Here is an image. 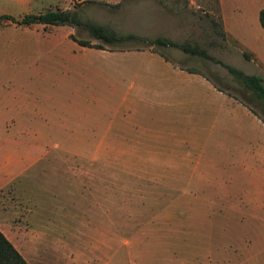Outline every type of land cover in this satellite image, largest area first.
Masks as SVG:
<instances>
[{"label": "rangeland", "instance_id": "1", "mask_svg": "<svg viewBox=\"0 0 264 264\" xmlns=\"http://www.w3.org/2000/svg\"><path fill=\"white\" fill-rule=\"evenodd\" d=\"M236 5L253 15L257 26H251L250 36L262 47L264 30L256 8H262L264 0H237ZM56 8L76 11L81 19L118 34L153 39L146 35L160 31L163 37L197 45L214 59L262 76L264 84V65L255 57L253 62L244 59L242 52L248 51L220 34L218 0H0V15L16 19ZM59 26L46 29L11 21L0 26V95H19L26 102L30 113L19 115V120H34L35 129L24 132L36 138L34 173L4 183L0 190V228L29 264H175L178 256L201 264L220 240L230 242L234 223H218V207L190 223V173H136L132 167L137 163L122 161L121 147H99L103 154L97 156L89 142L113 125V111L122 108L123 96L137 89L130 87L131 76L146 72L140 58L125 54L130 49L149 48L180 67L200 70L235 102L250 104L263 118L264 100L215 61L171 46L107 45L81 27ZM54 27L53 33L47 32ZM68 29L93 46L81 45L80 51L79 45L63 39ZM185 110L180 106V118H185ZM13 132H1L0 138L6 140ZM240 136L256 148L264 140V127L252 115L242 114L235 121L224 117L207 134L206 155H215L211 152L217 147L235 149L223 162L230 172L215 176L222 182L227 179L223 173H256L252 154L236 152L242 148ZM262 150L260 159L264 145ZM197 188L198 194L219 202L213 197L216 183ZM255 248L256 264L264 263V238Z\"/></svg>", "mask_w": 264, "mask_h": 264}, {"label": "crops", "instance_id": "2", "mask_svg": "<svg viewBox=\"0 0 264 264\" xmlns=\"http://www.w3.org/2000/svg\"><path fill=\"white\" fill-rule=\"evenodd\" d=\"M236 2L218 0L220 29L225 37L236 39L244 50L252 53L264 65V43L260 47L257 44L259 39L250 36L251 26H257L255 19L253 15L241 12ZM260 9L259 6L256 8L257 18ZM55 29L47 32L53 33ZM71 34L72 31L68 29L61 35L72 45H79L81 51L82 46L70 37ZM146 36L158 37L164 36V33L156 31ZM125 54L140 58L146 72L131 76L130 87L137 89L123 96L122 108L113 111V125L89 142V145L96 147L94 154L102 155L103 152L99 150L102 146L108 147L107 151L111 146H119L123 162L137 163V167H132L136 173H190L187 182V216L190 223L201 221L210 209L216 207L219 208L216 214L218 223L226 220H233L234 223V236L230 242L220 240L219 248L204 256L201 264H256L258 254L255 246L264 238V155L259 158L264 140L254 148L248 138L244 144L240 136L242 148H237L236 152L249 151L252 154L256 173H223L227 178L223 182L215 176L218 172H230L223 162L232 157L235 149L217 147L223 152L216 149L211 152L215 155H206L205 141L209 131L220 125L224 117L235 121L238 115H252L263 127L264 123L246 106L226 95L198 69L180 67L149 48L130 49ZM180 106L188 110L182 115L185 118H180L177 113ZM25 113H30L28 105L20 101L19 95H0V131H15L6 140L0 138L3 141L0 144V190L4 183L24 177L25 173H34L36 138L33 133L24 132L35 129L32 126L34 120L28 118L30 123L19 120V115ZM177 119L180 121L177 122ZM215 183L218 190L213 197L219 200L218 203L211 200L208 194H198L197 186L204 189ZM186 259L178 256L175 264H200L191 258Z\"/></svg>", "mask_w": 264, "mask_h": 264}, {"label": "trees", "instance_id": "3", "mask_svg": "<svg viewBox=\"0 0 264 264\" xmlns=\"http://www.w3.org/2000/svg\"><path fill=\"white\" fill-rule=\"evenodd\" d=\"M258 19L261 27L264 29V7L259 10ZM11 21L22 26H31L34 24H41L46 29L51 25H69L72 27H81L88 31L90 36L96 40H99L107 45L119 44L124 42L134 43H149L154 44L155 47H175L183 52L200 56L204 59L212 60L220 63L226 68L231 76H233L246 90L250 91L257 99L264 100V84L263 78L257 74H247L243 70L238 69L230 64L224 63L220 60L214 59L207 51L197 45H191L188 43H178L163 36H158L153 39H148L135 34H118L114 29L109 26L95 23L89 20H83L80 18L76 11L69 9H48L40 13H27L21 18L16 19L9 14L0 15V26L4 23ZM224 35V32H220ZM74 41L82 46H93L89 41L77 39L73 35L70 36ZM98 48H103L102 45H96ZM242 55L246 60H252L253 54L243 51ZM245 105L264 122L262 115L254 108L250 107L248 103ZM263 118V119H262ZM0 264H29V262L23 257V255L17 250L13 243L5 236L0 229Z\"/></svg>", "mask_w": 264, "mask_h": 264}]
</instances>
